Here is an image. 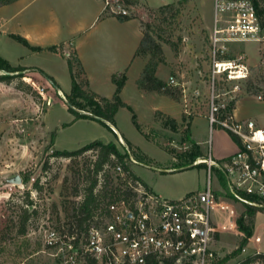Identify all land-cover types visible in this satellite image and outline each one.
Listing matches in <instances>:
<instances>
[{"label":"rangeland","instance_id":"rangeland-1","mask_svg":"<svg viewBox=\"0 0 264 264\" xmlns=\"http://www.w3.org/2000/svg\"><path fill=\"white\" fill-rule=\"evenodd\" d=\"M126 1L131 4V17L139 19L145 28L149 24L153 28L159 24L156 17L160 7L168 3L163 0ZM78 6L80 10L75 7L77 13L84 11V1ZM21 8L22 5L12 4L8 12ZM213 9L214 0H188L180 6V13L174 19L169 17L167 23L158 27L163 38L171 42L164 43V51L168 60L166 65L170 67L178 82L177 87L181 89L179 102L165 94L144 91L137 86L136 77L131 74H134L135 66L141 63L139 58L133 62L125 86L119 93L120 99L128 106L118 108L112 124L95 118L75 119L74 113L66 105V94L61 93L31 67L23 71L22 78H16L10 83L0 82V243L10 246L13 251L11 253L8 248L7 253H1L0 264H42L44 256L37 251L42 247L44 226L63 219L76 208L77 196L86 186L84 171L90 155L95 153L92 151L79 157L66 158L59 155L58 151L74 150L96 139L114 141L121 151L126 146L130 148L138 162H132L131 167L160 196L172 200L181 199L190 191L204 188L209 177L207 165L194 162L207 156L209 142L214 154H228L234 150L230 149L232 134L218 126L211 129L208 113H201L208 111L212 91ZM25 12L11 23L16 25L15 21L25 22ZM101 22L88 26L82 35L89 37L102 27ZM3 35L0 33V49L11 60L22 55L20 62L26 64L25 54L29 50L25 44L17 40L9 41L7 35ZM231 46L237 52L246 51L250 74L248 78L239 81L238 90H233L236 81L219 77L216 92L234 95L235 104L243 97L239 102L240 111L264 127V98L259 99L256 97L259 95L252 93L264 87V42H235ZM69 50L73 51V48L69 47ZM41 59H44L43 64L49 70H58L60 88L69 91L72 84L70 70L62 57ZM14 62L19 64L18 61ZM163 68L158 74L165 79L168 76L165 74L167 68ZM21 81H25L24 87L30 86L35 93L28 92L26 88H18ZM247 81L251 82L252 92L245 87ZM89 88L106 96H111L115 91L113 82L109 80L89 85ZM158 111L163 114L157 116ZM182 111L183 120L179 125L164 122L167 116H180ZM191 115L193 117L189 121ZM188 126L204 156L193 158L192 141L187 137ZM186 162L194 165L182 169ZM219 170L217 167L212 168V183L221 194H226L224 176ZM16 174L21 175L22 183L6 181V178ZM26 175L29 176L28 182H24ZM236 209L237 204L231 202L215 209L218 216L216 221L223 226L218 245L226 255L224 264H236L242 258V251L235 253L237 244L245 235L239 229L237 231L233 221ZM260 221H264L263 211H259L255 217V232ZM261 237L264 245V228ZM25 240L30 244L28 249L22 244ZM17 245H21V256L14 253ZM253 251L252 247H248L247 254Z\"/></svg>","mask_w":264,"mask_h":264},{"label":"built area","instance_id":"built-area-1","mask_svg":"<svg viewBox=\"0 0 264 264\" xmlns=\"http://www.w3.org/2000/svg\"><path fill=\"white\" fill-rule=\"evenodd\" d=\"M102 3L107 15L132 16L129 1ZM213 18L208 119L211 129L217 125L237 138V150L222 161L210 154L197 159L195 164L207 165L206 185L175 200L146 187L129 175L120 162L107 161L97 174V203L92 214H83V219L76 221L65 216L44 226L42 247L37 251L44 256L42 264H224L225 256L218 246L220 229L213 221V213L216 207L227 203L216 195L211 177L213 167L225 173V191H230L232 199L264 211V127L251 118H236L233 110L229 111L236 97L215 89L219 77L236 81L233 90L240 88V80L248 78L246 52L231 54V44L264 42V26L251 0H214ZM169 83L178 85L174 76ZM124 150L126 164L138 163L128 146ZM90 156L87 169L93 168L91 159H96V154ZM84 198L85 186L77 196L73 212H80ZM245 249L246 246L242 252ZM247 264L264 262L254 259Z\"/></svg>","mask_w":264,"mask_h":264},{"label":"crops","instance_id":"crops-1","mask_svg":"<svg viewBox=\"0 0 264 264\" xmlns=\"http://www.w3.org/2000/svg\"><path fill=\"white\" fill-rule=\"evenodd\" d=\"M83 1L85 4V9L84 11L77 13L75 7H78V10H80V7L78 5L83 3ZM101 2H99V0H15L10 4L0 5L1 35L3 34L7 35L6 39L9 41L11 39V40H17L18 42L20 41L15 37V35H21L25 37L31 45L38 47L37 49H33L25 45L26 49L29 50L27 53L25 52L26 53L25 55L27 57L26 64H22L20 62L22 59L21 57H23L22 55L17 56L13 60H11V57L5 55L4 50L0 49L1 50L0 56L5 58L11 65L14 66L21 65L24 67H31L33 71H37V69L43 70L46 74L52 76L57 81V83L59 84V87L58 86L57 87L61 93H69L70 90L63 91L60 88L59 75L57 72L58 70H49L48 66L43 64L44 59L42 60L41 58L44 57L56 58L57 56H59L62 57L63 62L67 66L68 55H66V53L70 52L69 47L70 48L72 47L73 50L76 51L81 61L84 74L88 79V85H96V83L102 81L103 82H107L108 80L112 81V75L117 71L126 70V72L130 74V69L133 62L137 58H139L138 60H140L141 63L135 66V69H133L134 74H131L132 76L136 77L135 79H137L146 63L145 58L136 54V50L143 35L140 20L133 17L129 19H124L122 17H116L112 15H103L104 14L103 3ZM12 4H18V6L22 5V8L19 10L8 12V8ZM23 12H25L26 14L25 22L21 23L20 21H15L16 25H13L11 22L14 21L16 18H18V16ZM134 20H137L136 23H133ZM98 21H102L101 22L103 23L102 27L98 29L96 32L90 34L89 37L87 36L84 37V35H82L83 31L88 26L90 25L92 26L96 24V22ZM5 43L6 42H4V44ZM20 43L23 44L22 42ZM54 45L62 46L64 54H61L60 52L57 51L49 50V47ZM88 48L90 49V51L88 50ZM230 51L231 54L238 53L237 50L235 51L233 46H231ZM98 55H102V56H98ZM14 61H18L19 64H14L15 63ZM163 67L167 68V72L165 74H167L168 76L165 79L161 78L158 74L159 71L164 70ZM100 71H102V73H100ZM39 74L42 77H44L48 82H50L45 75L41 73ZM157 76L160 79L169 82V79L171 76H173V74L168 65L161 64L157 68ZM256 97L263 100V98H261L260 96H256ZM242 98L243 97L237 100L235 104V108L233 109V114L236 118H240V119L251 118L250 116H247L246 114H244V112L240 111L239 109V102ZM201 113L207 115L208 111L205 110L202 111ZM173 119H175L179 125V123H181L183 120V111H182V115L180 116L173 115ZM189 130H190L191 139L195 141V139L192 137L190 126H189ZM120 136L122 137V139H124V137L121 134ZM127 141L131 142L130 140ZM195 142L198 144L197 141ZM231 144L232 147L230 149L231 150L234 149V150L231 151L230 153L222 154L220 152H216L214 154V150L211 149L212 144L211 142H209L207 156L210 154L215 160L226 159L228 158V156H230L237 150V143L235 142L234 139ZM182 166L184 167V165ZM217 194H218V199L220 201L237 204V209L234 211V216L232 218L233 221L235 222L236 229L239 232L237 226V218L240 212L242 213L244 209V205L228 197L225 193L221 194L218 190H217ZM216 216H217V212L214 211L213 221L220 229L218 233L219 235L218 242L220 243L221 234L223 232V226L217 223ZM263 228H264V221H260V223L256 227V232H255V223H254L255 233L253 232V235L249 240L248 245L250 246L247 245L245 251L241 253L240 256H242V258L256 251L264 252L261 251L262 249L264 250V245L262 240L263 236L261 237ZM248 247L250 248L252 247L254 251L247 254ZM221 252L222 254H224L223 251ZM242 258L239 260H242Z\"/></svg>","mask_w":264,"mask_h":264},{"label":"trees","instance_id":"trees-1","mask_svg":"<svg viewBox=\"0 0 264 264\" xmlns=\"http://www.w3.org/2000/svg\"><path fill=\"white\" fill-rule=\"evenodd\" d=\"M15 0H0V5L3 4H10ZM188 0H178L177 2L171 1L166 4H163L160 7L159 15L156 17L159 24L156 27H152V24L148 25V28L143 27L142 24V38L136 50V54L142 56L146 59L145 66L143 67L140 75L136 79L137 86L144 91H156L160 94H165L171 97L174 100L179 101L181 97V89L177 87V85L170 84L167 81L160 79L157 76V68L161 64L167 63V56L164 51V43L171 44L169 39H164L162 36L161 30L158 29L160 25L165 24L168 22L169 17L175 18L180 13V6L187 2ZM256 8V12L260 23L264 26V0H251ZM131 17H125L124 19H129ZM15 37L22 42L23 44L31 47L33 49H37L38 47L33 46L29 43V41L21 36L15 35ZM49 50L60 52L64 54L63 48L60 45H54L49 47ZM70 75H71V89L69 93L66 94V100L70 101L74 106L80 108L81 111H75L71 107L70 110L74 113L75 119L79 118H90L94 119L93 115H97L106 119L110 124L114 122L115 114L120 106H128L126 102H123L120 99L119 93L125 86L127 80V72L126 70L117 71L112 75V81L115 84V91L112 96H104L99 94L98 92L89 88L88 79L84 74L81 61L76 53L75 50L69 52L67 56ZM28 69V67H24L21 65L14 66L11 65L5 58L0 56V70H6L10 73H0V82L10 83L16 78H22L24 76V70ZM37 71L47 77V79L53 84V86H58L59 84L57 81L50 75L46 74L43 70L37 69ZM18 72V73H16ZM13 73V74H12ZM25 81H21L18 83V88L25 89L28 92L35 93L34 90L30 86L24 87ZM87 86L89 89H87ZM245 87L249 92H252L251 82L247 81ZM255 95H259L261 98H264V87L252 92ZM67 105V103H66ZM235 108V102L231 101L229 105V111ZM93 114V115H92ZM158 114H163L161 111L157 112ZM185 116V114H184ZM193 115L190 116L189 121L192 119ZM165 123H169L172 125L177 126L178 122L167 116L164 120ZM217 126V125H216ZM219 127V126H218ZM232 138L236 141V137L231 135ZM187 137L192 141V154L193 158L204 156L203 151L200 149L199 145L191 139L190 130L188 126L187 130ZM53 138V136H52ZM87 151H93L96 154V159L92 160L93 168L90 166L88 169L84 171L83 178L86 182L85 186V198L83 203L80 206V214L77 212H72L66 215V218L71 221L81 220L83 219L82 215L84 216L92 214V209L96 206L97 195L94 192V188L98 183L97 174L100 169H102L104 163L107 161L110 163L120 162L125 171L134 178L139 179L146 187L149 185L144 181L142 177H140L134 169L129 164H126V157L127 153L124 151L119 150L116 146L114 141L104 142L100 139H96L82 145L81 147L74 149V150H61L58 151V154L66 157V158H75L79 157L82 154L86 153ZM229 158V157H228ZM227 159V158H226ZM220 161V160H219ZM189 163H184V166H187ZM218 170V169H217ZM220 171V170H219ZM224 176V184L227 187L226 175L224 172H221ZM29 181V176L26 175L24 178V182ZM106 186H104V194H106ZM150 188V187H149ZM110 189V188H109ZM111 190V189H110ZM226 195L232 198V194L229 190H227ZM259 211L257 207L251 205H245L244 210L237 218V226L241 232H244V236H242L238 248L235 250V253L241 252L242 248L247 246L250 240V237L253 235L254 232V220ZM25 249L29 248V242L27 240L23 241ZM10 246L2 245L0 243V254L7 253V250ZM40 248V247H39ZM10 252L12 253L11 249L9 248ZM9 252V254H10ZM14 253L18 256H21L23 251L21 249V245H17ZM254 259H261L264 262V252H254L246 257H244L240 263L247 264L249 261ZM224 262V259L223 261Z\"/></svg>","mask_w":264,"mask_h":264},{"label":"water","instance_id":"water-1","mask_svg":"<svg viewBox=\"0 0 264 264\" xmlns=\"http://www.w3.org/2000/svg\"><path fill=\"white\" fill-rule=\"evenodd\" d=\"M69 53H66V55H68ZM3 74H6V73H10V72H8V71H6V70H0ZM16 73H18V72H16ZM13 74V73H12ZM51 81V80H50ZM57 89H58V87L57 86H55ZM63 98L65 99V97L63 96ZM65 101H66V103H67V105L69 106V107H71L72 109H74L75 111H80V109L79 108H77V107H75L70 101H67L66 99H65ZM93 115V114H92ZM93 117L95 118V119H98V120H102V121H105V122H107V123H109L106 119H104L103 117H100V116H97V115H93ZM194 164H190V165H187V166H184V167H182V169H185V168H188V167H191V166H193ZM6 181L7 182H13V183H22L23 182V180H22V177H21V175L20 174H16V175H14V176H12V177H9V178H6Z\"/></svg>","mask_w":264,"mask_h":264}]
</instances>
